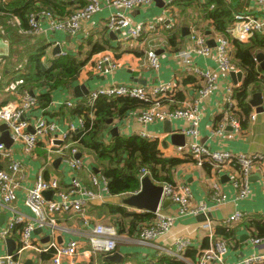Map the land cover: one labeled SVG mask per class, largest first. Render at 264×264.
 I'll use <instances>...</instances> for the list:
<instances>
[{"label":"crops","instance_id":"obj_1","mask_svg":"<svg viewBox=\"0 0 264 264\" xmlns=\"http://www.w3.org/2000/svg\"><path fill=\"white\" fill-rule=\"evenodd\" d=\"M226 2L234 16L237 13H252L257 17H263L262 9L255 0H226ZM169 3L170 0H153L150 5L138 7L130 13L132 26H140L142 29L141 36L137 39L123 38L127 36V29L115 31L117 37L111 36L107 22L115 11L112 6H104L95 13L83 24L76 36H71L61 30H51L47 23L42 25L43 29L40 34H21L15 27L7 25L3 21L6 16L13 17L12 14L0 13V16H3V20L0 18V26L6 24L4 26L5 34L0 30V57L8 58L3 65V70L1 69L3 81L9 80L14 75L17 64L25 62V60L29 63L32 53L43 46H46L45 55L42 58L43 64L68 53L75 54L79 60H84L89 57L90 51L94 47H98V51L86 63L78 82L73 87H61L53 91L50 105L46 109L38 106L35 110L37 115H45L50 122L56 123L62 133H83L81 116L72 115L71 110L73 109L65 106V101L70 100L79 104L97 88L113 84L132 83L153 87L175 82L177 84L176 91L169 100V106H164V109L172 110L176 107L196 105L201 113L198 126L199 134L193 140L185 133L189 127L185 119L171 118L143 124L138 119L141 109L134 110L123 120H115L110 124L104 136L106 142L111 141L114 137L111 134L113 127H118V134L124 137L141 136L143 131L155 135V140H158L164 157L184 160L172 171L174 182L187 184L190 187L194 206L206 204L209 207L206 215L180 216L176 204L170 201L165 207H162V201L158 208L159 211L173 216L175 221L170 233L165 238L152 243L142 242L138 234L131 235L127 232L119 234L114 223L122 224L128 230L133 217L112 213L110 206H120L130 212L142 213L145 211L124 203V200L130 195L109 194L105 190L103 177L95 169L96 157L91 151L82 153L80 149L78 158L83 159L84 165L77 172L78 179L84 186L96 193V197L88 203L85 212V216L91 223L85 224L78 215L61 214L56 216L55 227L39 226L35 222L34 214L25 205L26 193L33 187L34 181L40 173L46 179L58 178L61 185L66 187L74 176L69 163L66 162L67 156L71 154H48L50 138L40 142L32 153L23 150L22 144L12 143L14 158L23 161L26 167L15 207L26 215L28 221L34 223L35 229L32 233L34 245L45 247L53 241L62 245H67L70 240L78 242V253L73 257L64 258L62 264H106V258L102 257L103 253L95 252L89 241L90 232L95 225L101 223L114 226L120 236L117 249L110 255L119 253L122 255V261L114 262L109 259L113 264H147V262L157 260L159 256L163 255L160 247L176 251V240L179 238L190 240L192 243L190 248L201 251L206 239L210 242L206 235L207 232L200 229L201 223L206 220V217L213 223L217 239L223 238L222 234H218L220 228L230 227L233 229L232 239L228 241L229 250L226 254L228 263L240 262L245 257L254 254H264V236L260 235L258 229V224L264 225V169L259 167L249 177V196L238 198V190L234 186V180L241 177L238 166L216 171L209 163L199 165L196 159L186 158L177 151L178 146L194 141L212 151L222 150L233 154H264V112L257 111V105H255L257 98H254L255 94L261 93L262 97L258 96V99H264V83L260 86L261 90L255 89V87L250 89L248 102L251 110L249 113H244L237 106L231 111L234 119L242 121L239 130H236L228 121L224 130L217 133L220 128L218 120L226 115L231 90L232 88L237 89L243 84L246 72L240 68H236V71L223 72L219 68L215 55L218 41L221 37L227 36L233 42V37L231 34L229 36L228 32L216 30L214 21L207 16L208 10L205 5L208 0H186L173 5ZM213 8L214 5L208 7L210 10ZM162 20H164V25H162ZM169 23L172 24L171 29L166 27ZM184 28L186 31L190 30V33L183 34ZM194 32L206 37L207 43L212 49V55L193 54L192 63L202 69H215L218 73L216 85L206 98H202L200 95V90L204 86L203 80L188 74L179 56L181 52L189 50L191 47L190 37ZM250 40L251 38L242 42L248 43ZM57 45H60L61 48L59 54L55 53ZM231 49L235 55L236 47L233 43ZM150 51H155L158 55V68H152L149 64ZM260 53L264 54V49L256 51V61ZM103 56H110L117 64V68L111 71L99 70L96 67L97 62ZM233 62L236 65L235 59ZM257 66L260 74L264 76V70L258 61ZM1 80L0 91L3 88ZM9 99L15 100L18 99V96H8L7 100ZM232 115L226 117H232ZM252 115H255V119L252 118ZM72 124L74 129L71 128ZM76 146L78 147V143ZM57 160L59 161L57 162ZM0 163L4 166L1 159ZM93 176L99 178L98 185L92 184ZM216 181L220 183L227 196L226 202L221 205L213 204L211 199L212 184ZM50 197H56L55 193L53 192ZM237 211L246 212L248 218L232 226L224 224L223 221ZM12 215L13 211L0 203V232ZM18 237L17 233L10 237L16 243L15 250L18 248ZM253 238H260V242L255 243ZM6 240L0 237V256L15 252L13 250L12 253H9ZM45 253L29 249L20 256L21 263L53 264L52 257L49 259L43 257Z\"/></svg>","mask_w":264,"mask_h":264},{"label":"built area","instance_id":"obj_2","mask_svg":"<svg viewBox=\"0 0 264 264\" xmlns=\"http://www.w3.org/2000/svg\"><path fill=\"white\" fill-rule=\"evenodd\" d=\"M75 1V0H70ZM186 0H170V5ZM261 7L263 17H257L252 13H237L234 20L228 29L233 40L246 41L252 38L256 33L264 34V0H255ZM87 3L84 8L76 9L66 18H61L55 15L50 10H40L31 12L28 15L29 28L24 29L20 26L18 18L13 16V25L16 26L21 34L37 35L42 32L43 24L47 23L51 30H61L71 36H76L80 32L83 24L89 20L95 13L99 12L104 6H112L115 11L108 18L107 27L111 31H119L127 29L128 38H139L142 33L140 26H132L130 13L138 7L150 5L153 0H85ZM159 22V21H158ZM161 23V22H160ZM164 25V20H162ZM172 28L169 23L166 26ZM5 27L0 26V30L5 34ZM192 45L189 50H185L179 54L188 74L196 76L203 80L204 86L200 90L202 98H206L215 87L218 80V73L215 69H202L192 63V55L200 54L203 56H211L212 49L207 43L205 36L198 32L191 33ZM232 39L229 37H221L216 46V59L218 66L223 72L236 71V66L233 62ZM5 56L0 57V79L3 81L1 69L5 63ZM25 62L17 64L14 75L7 81H3L4 89L0 91V125L6 124L10 132L13 144H22V149L28 153H32L38 144L49 139L48 154L59 153L67 156L66 162L69 163L74 176L71 182L63 187L58 178L46 179L42 173L38 174L34 185L26 193L27 197L25 205L34 214L35 222L39 226H56V216L61 214L78 215L85 224H90V220L85 216L88 203L96 197V193L84 186L78 179L77 172L84 165V161L76 156L79 154V148L76 146L77 141L73 139L71 133H62L59 126L50 122L45 115H37L35 110L38 108L39 92L20 90V87L25 84L23 74ZM149 64L152 68L159 67V58L155 51L149 52ZM99 70L111 71L117 68V64L110 56H103L97 62L96 66ZM176 83H163L153 87H147L140 84H113L111 86H103L94 90L88 97L87 104L94 106L96 100L102 96L105 97H132L139 100L149 102L151 105L141 109L138 119L141 123L147 124L156 120H167L171 118L185 119L188 122V128L185 133L193 139L198 137L199 121L201 113L198 107L184 106L175 110H166L164 106L169 103L165 101L171 98L176 89ZM234 88L231 90V96L228 98L226 115L217 133L223 131L226 122L239 130L240 122L228 115H232L231 111L236 107L233 98ZM33 92V94L31 93ZM8 96H18V99H9ZM77 104L73 101H65V106L74 108ZM169 106V105H168ZM229 113V114H228ZM93 118V113L91 114ZM255 119V115H252ZM84 117L81 116V123L84 124ZM33 129V131L31 130ZM74 129V125H71ZM50 135V137H49ZM1 136V131H0ZM141 136L155 140L156 136L141 132ZM58 147V148H54ZM12 147L7 148L0 142V159L4 163L3 168H0V203L13 211L6 225L1 229L0 237L7 239L17 233L18 248L14 253L0 256V264H22L20 256L27 250H35L38 252H47L54 250V255L51 258L53 264H62L64 258L73 257L78 253V242L70 240L67 245L59 244L56 241L51 242L48 246L37 247L33 243L32 233L35 229L34 223L26 219V215L15 207V202L18 197V191L21 188V182L25 176V164L23 161L15 159ZM178 153L186 158L197 160L199 165L209 163L216 171H221L224 168L238 166L240 168V179L234 180V186L238 190V198H246L250 194L249 177L259 167L264 169V154H233L228 151H212L206 146L197 142L191 141L188 144L178 146ZM148 176L146 172L142 173L141 178ZM107 189V181L102 178ZM92 184L98 185L99 178L93 176ZM163 198L169 197L171 201L178 206L180 216L207 214L209 207L206 204L193 205V194L190 187L183 183H164ZM54 192L56 197L49 199L45 196L46 192ZM140 191L136 192L139 193ZM134 193V194H136ZM211 199L213 204L221 205L226 202L227 196L222 190L218 181L212 184ZM155 219L153 223L144 226L139 234V238L144 243H152L165 238L171 231L175 218L160 212L159 209L154 213ZM248 218L246 212L237 211L223 222L227 226H232L238 222ZM201 231H206L210 239V246L201 251L196 261L187 260L186 252L192 246L190 240L179 238L176 240L177 249L171 251L167 248L160 247L161 253L165 256L175 257L188 262V264H264V254H254L245 257L240 262L228 263L226 254L229 250V243L224 239H217L214 232V226L211 220L206 217V220L201 223ZM120 236L114 226L110 224H97L94 226L89 235V241L95 252L112 254L117 249ZM255 243H259V238H253Z\"/></svg>","mask_w":264,"mask_h":264},{"label":"trees","instance_id":"obj_3","mask_svg":"<svg viewBox=\"0 0 264 264\" xmlns=\"http://www.w3.org/2000/svg\"><path fill=\"white\" fill-rule=\"evenodd\" d=\"M86 4L85 0H0V13L12 14V16L19 19L22 28L28 29V15L31 12L46 9L54 12L58 17L66 18L74 10L84 8ZM211 5H214V8L210 10L208 7ZM205 8L208 10L207 16L214 21L216 30L227 33L229 24L234 20V14L226 0H208ZM0 18L2 19L3 16H0ZM3 19L7 25L13 26L18 30L13 25V17L6 16ZM5 25L3 24V26ZM232 43L236 47V54L233 56V60L235 59L236 61L235 66L246 72L243 84L239 88L234 89L233 98L237 107L244 113H249L251 110L248 102L250 89L255 87V89L261 90L262 87L260 86L264 83V76L260 74L255 54L258 49H264V34L256 33L248 43L235 39ZM45 47L43 46L38 51L33 52V55L29 57V63L25 60L22 70L25 84L20 87V90L39 92L38 106L43 109H46L52 102L53 91L61 87H73L78 82L86 63L98 51V47H94L90 51L89 57L84 60H79L75 54L68 53L43 64L42 58L45 55ZM5 59L7 61L8 58L5 57ZM1 84L4 86L5 83L2 82ZM170 99H167L165 103H169ZM87 100L88 98L71 108L73 109L71 110L72 115L78 114L83 116L85 120L83 133H74L73 139L78 142V147L82 153L91 151L96 157L95 169L107 181L109 194L132 195L140 191L141 176L144 172L157 184H175L172 171L175 167L181 165L184 160L164 157L158 140H149L139 135L124 137L119 134L115 135L109 142L104 139L110 127V120H113V122L115 120H123L134 110L147 108L151 103L132 97L102 96L96 100L94 106H91L87 104ZM177 108L179 107L172 110ZM92 113L93 118H91ZM223 120L224 118L221 117L218 120L219 124ZM239 122L242 124L241 120ZM0 168H3L2 163H0ZM110 209L112 213L120 216L133 217L128 230L122 224L114 223L118 228L119 234L127 232L131 235H139L142 228L147 224L153 223L155 219V214L147 211L142 213L130 212L120 206H110ZM258 229L260 235L264 236V225L258 224ZM232 231V228L224 227L219 229L218 234H222V237L228 242L232 239ZM207 241L208 239L203 244L202 250L210 246L211 242ZM216 241L217 238L213 240V242ZM201 251L194 248L188 249L186 252L187 260L196 261ZM53 255L54 250H51L43 254V257L49 259ZM108 255L110 254L103 253L102 257L106 258V264H113L108 259ZM147 264H188V262L162 255L157 260H151Z\"/></svg>","mask_w":264,"mask_h":264},{"label":"water","instance_id":"obj_4","mask_svg":"<svg viewBox=\"0 0 264 264\" xmlns=\"http://www.w3.org/2000/svg\"><path fill=\"white\" fill-rule=\"evenodd\" d=\"M186 32L190 33V30L186 31V29H183V34H186ZM111 36L117 37L116 33L114 31H111ZM190 35V34H188ZM61 48L60 45L56 46L55 53H60ZM257 61L260 62L261 68L264 70V54L260 53L257 56ZM33 94V92H31ZM258 96L262 97L261 93H257L254 95V98L257 100L255 101V105H257V111L258 112H264V99L261 98L258 99ZM113 120L109 121V124H112ZM33 131V129H31ZM0 142L3 143L7 148H10L12 146L13 140L11 138L10 132L8 130V126L6 124L0 125ZM118 127H113L111 129V134L113 136L117 135L119 132ZM82 134V132H80ZM176 137V135H174ZM80 157V154L77 155V158ZM59 160H57L58 162ZM56 162V163H57ZM141 190L139 193L132 194L128 196L124 203L127 204L130 207H134L143 211L155 213L158 208L160 207V204L163 201L162 207H165L167 203L171 201L169 197L163 198V185L156 184L152 181V179L149 176H145L142 178L141 182ZM52 192H46L45 196L49 198L51 196ZM7 244L9 248V253H12L13 250L16 249V243L12 238H7ZM108 259L114 262H121L122 261V255L119 253H115L113 255L108 256ZM28 263V262H27Z\"/></svg>","mask_w":264,"mask_h":264},{"label":"rangeland","instance_id":"obj_5","mask_svg":"<svg viewBox=\"0 0 264 264\" xmlns=\"http://www.w3.org/2000/svg\"><path fill=\"white\" fill-rule=\"evenodd\" d=\"M107 222H109V221H107ZM104 223V222H103ZM110 223V222H109ZM107 224V223H106Z\"/></svg>","mask_w":264,"mask_h":264}]
</instances>
